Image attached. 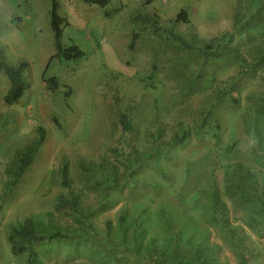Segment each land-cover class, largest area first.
Returning <instances> with one entry per match:
<instances>
[{
	"label": "rangeland",
	"instance_id": "obj_1",
	"mask_svg": "<svg viewBox=\"0 0 264 264\" xmlns=\"http://www.w3.org/2000/svg\"><path fill=\"white\" fill-rule=\"evenodd\" d=\"M55 1L69 21L61 43L80 58L53 57V0H0V60L26 62L29 83L7 104L0 70V264H264V203L251 225L225 190V167L238 163L264 190V0ZM207 44L221 56L201 66ZM61 194L77 211L55 208ZM25 217L44 238L13 254L8 233Z\"/></svg>",
	"mask_w": 264,
	"mask_h": 264
},
{
	"label": "trees",
	"instance_id": "obj_2",
	"mask_svg": "<svg viewBox=\"0 0 264 264\" xmlns=\"http://www.w3.org/2000/svg\"><path fill=\"white\" fill-rule=\"evenodd\" d=\"M88 4H96L100 7H105L110 0H82ZM147 3L151 2V0H146ZM118 10V8L113 10H105L104 16L110 17L113 12ZM50 27L53 31L54 41H55V54L54 56H60L64 59H77L84 55V52L75 44L70 45H62L61 36H62V27L63 25H67L69 21L61 17L57 12V3L55 0L52 2V7L50 9ZM135 21H140L145 24L151 25L154 29L159 28L158 25L150 19L147 14L136 13L133 17ZM177 20L187 21L186 11L181 8L176 15ZM167 35H169L174 41L181 44V46L187 50L195 49L193 45H191L186 39L177 34L176 32L169 29H162ZM138 37V32L132 33L130 47L133 46L136 38ZM211 44L205 45V48H201L200 51L203 56V61L201 66L206 65L213 58L221 56V53L218 48L211 49ZM27 66L26 62H22L17 66L8 65L3 59L0 60V70H3L6 74L9 87L6 93L3 96V101L7 104H14L20 99L23 95L24 91L29 87V83L23 78L22 72ZM51 85H56L55 77H49L47 79ZM119 120L124 130H128L131 128L129 121L127 120V115L125 113H119ZM42 135L38 140V143L42 140ZM37 150V145H33L29 148L28 152L23 155L18 163L16 168V176H20L25 167L32 161L33 156ZM83 168H86L85 165L81 164ZM252 177V173L243 169L241 164L227 165L225 167V177H226V194L229 198L236 199L240 202L241 205L245 206L247 212L248 222L250 221L251 225H255L257 223V217H261L262 208L258 207L259 202L264 203V190H260L254 181H252L248 175ZM60 180L61 184L64 188L70 189L69 184V162L64 160L61 168H60ZM71 195V192H69ZM211 200L215 206V213L218 216H221L225 220V216H222L221 213L226 212V206L224 202L221 200L217 187L213 183L212 184V193L210 194ZM211 202V203H212ZM55 208L59 211H77V200L75 197H70L67 199L63 194L58 196L57 203ZM225 223V222H224ZM57 234V233H55ZM52 236V235H51ZM49 236V237H51ZM44 238L43 235L38 234L35 230V224L31 217H25L21 221H19L16 225H13L8 233V240L11 245V252L13 254H20L26 251L27 248H31V242H37ZM34 251L30 249V251ZM34 253V252H33ZM35 254V253H34ZM36 261L35 255L29 258L27 264H33Z\"/></svg>",
	"mask_w": 264,
	"mask_h": 264
},
{
	"label": "crops",
	"instance_id": "obj_3",
	"mask_svg": "<svg viewBox=\"0 0 264 264\" xmlns=\"http://www.w3.org/2000/svg\"><path fill=\"white\" fill-rule=\"evenodd\" d=\"M84 24V23H83Z\"/></svg>",
	"mask_w": 264,
	"mask_h": 264
}]
</instances>
